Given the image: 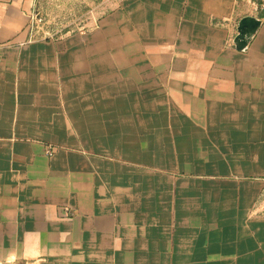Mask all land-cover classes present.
Returning a JSON list of instances; mask_svg holds the SVG:
<instances>
[{"label": "crops", "instance_id": "0c3cea01", "mask_svg": "<svg viewBox=\"0 0 264 264\" xmlns=\"http://www.w3.org/2000/svg\"><path fill=\"white\" fill-rule=\"evenodd\" d=\"M40 2L0 0V264H264V12L97 0L31 37Z\"/></svg>", "mask_w": 264, "mask_h": 264}, {"label": "rangeland", "instance_id": "374dc122", "mask_svg": "<svg viewBox=\"0 0 264 264\" xmlns=\"http://www.w3.org/2000/svg\"><path fill=\"white\" fill-rule=\"evenodd\" d=\"M97 0H41L31 12L29 31L31 37L53 38L67 31H78L89 26L99 11L89 10ZM252 11L264 12V0H239ZM255 7L256 9H253Z\"/></svg>", "mask_w": 264, "mask_h": 264}, {"label": "water", "instance_id": "95a60500", "mask_svg": "<svg viewBox=\"0 0 264 264\" xmlns=\"http://www.w3.org/2000/svg\"><path fill=\"white\" fill-rule=\"evenodd\" d=\"M259 19L253 16H244L240 19L237 26V34L234 38V44L242 49L247 42L249 35L256 29Z\"/></svg>", "mask_w": 264, "mask_h": 264}, {"label": "built area", "instance_id": "2783aa9c", "mask_svg": "<svg viewBox=\"0 0 264 264\" xmlns=\"http://www.w3.org/2000/svg\"><path fill=\"white\" fill-rule=\"evenodd\" d=\"M46 152H47V154L51 155L53 150H52V148H49V149L46 150Z\"/></svg>", "mask_w": 264, "mask_h": 264}]
</instances>
